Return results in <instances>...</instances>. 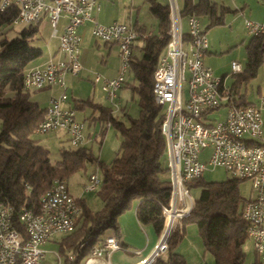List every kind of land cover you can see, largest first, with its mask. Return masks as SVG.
Instances as JSON below:
<instances>
[{
  "label": "built area",
  "instance_id": "built-area-1",
  "mask_svg": "<svg viewBox=\"0 0 264 264\" xmlns=\"http://www.w3.org/2000/svg\"><path fill=\"white\" fill-rule=\"evenodd\" d=\"M10 5L18 8L12 19L14 25L37 24L46 17L52 36L57 33L59 18L62 15L67 18L58 36L63 57H50L44 65L27 67L23 83L30 89L52 84L62 88L58 96L49 98L36 132L63 130L71 146H80L84 141L83 124L76 119L73 107L61 105L67 98L65 75L77 76L81 69L78 27L91 21L94 37L119 45L121 65L117 75L107 78L96 72L93 76V82H100L116 109L120 107L117 90L129 69L130 48L137 31L128 22L96 21L92 10L99 9V0H0V10ZM168 8L169 39L153 71L152 91L155 102L164 107L161 131L167 147L170 197L167 204L160 206L163 224L154 249L134 264H153L168 251L172 232L181 227L182 219L194 205L188 182L200 177L207 163L223 166L231 177L250 182L252 195L244 198L241 215L247 222L245 231L254 251L264 261V144L250 142L262 134L264 97L255 104L238 106L224 78L215 75L203 61L208 44L197 16L186 17L187 31H184L176 0H169ZM244 26L249 33L264 36V18L261 21L244 18ZM230 67L232 74L243 72L236 59L230 62ZM184 82L187 91L182 88ZM221 107H225V116L213 118L212 112ZM207 148L209 155L205 161L201 160L200 154ZM99 182L97 173L92 172L83 190L93 191ZM65 183V179L55 178L39 198L37 211L22 206L14 215L12 206L0 200V264H42L45 253L42 245L57 233H71L81 206ZM17 223H21L22 229ZM79 248L66 256L65 264L72 263ZM118 248L120 238L111 233L105 235L98 247L89 250L108 258ZM56 258L59 264L58 254Z\"/></svg>",
  "mask_w": 264,
  "mask_h": 264
},
{
  "label": "trees",
  "instance_id": "trees-1",
  "mask_svg": "<svg viewBox=\"0 0 264 264\" xmlns=\"http://www.w3.org/2000/svg\"><path fill=\"white\" fill-rule=\"evenodd\" d=\"M146 1L156 19L157 30L149 33L143 24L133 25L137 36L130 48L128 69L133 79L123 82L138 96V115L129 117L125 124L112 114L110 107L90 98L74 102V109L90 106L99 112L97 117L103 124L101 136L107 124L121 135L120 146L109 165L98 160L89 148L70 144L52 162L49 150L33 137L45 107L30 98V88L24 87L23 77L30 62L42 54V48L31 45L28 40L38 31V23L23 25L15 37L7 38L5 28L14 25L12 19L18 8L10 5L0 10V200L12 206L14 215L22 206L37 211L39 198L55 178L66 180L87 163L102 172L95 194L103 207L91 210L85 198L75 197L81 212L71 233L61 237V252H73L82 244L72 264L89 253V249L98 247L108 233L119 237L118 217L134 203L138 221L152 223L158 231L162 228L160 206L168 203L170 180L161 177V172L168 170L166 141L161 131L164 107L155 102L152 86L154 68L169 39L170 9L158 0ZM200 9V4L194 6L186 0L180 15L197 16ZM246 54L245 69L230 86L238 106L251 104L244 100L240 89L256 76L264 62V36L252 35ZM250 142L264 144L258 140ZM240 181L230 176L223 181L205 182L200 176L188 182L190 188L201 186L200 195L194 200L190 214L182 219L181 227L169 239L165 260L158 258L153 264H186L183 256L173 249L187 223L198 226L204 249L213 255L214 264H243V245L248 236L247 222L241 215L244 197L239 191ZM16 226L22 229L21 223Z\"/></svg>",
  "mask_w": 264,
  "mask_h": 264
},
{
  "label": "crops",
  "instance_id": "crops-1",
  "mask_svg": "<svg viewBox=\"0 0 264 264\" xmlns=\"http://www.w3.org/2000/svg\"><path fill=\"white\" fill-rule=\"evenodd\" d=\"M143 1L147 2L146 0ZM185 1L186 0H176L179 11L183 9ZM190 2L194 4V6L196 4H200L201 7L199 14H197V18L200 22L202 31L206 35L208 44L207 51L203 56V61L207 66L210 67V69L213 70L215 75H219L224 78V83L226 85L231 86L235 77L241 73L232 74L230 62L236 59L240 62L243 70L245 69V63L247 60L246 47L249 45L253 34H248L247 32L249 37L246 38L242 36V33L229 31L230 33L225 34V36H223L222 33V36L220 37L214 33L215 30H213V27L216 25H222L223 27L232 29V25H236V22L243 17L255 21H261L262 18H264V4H261L262 0H190ZM133 3V0H130L129 3H127V0H99L100 7L99 9L92 10V15L96 21L103 24H109L113 21H122L128 22L132 26L134 24L142 25L143 22L140 23L137 17H135L133 20L131 19L130 8H128V11L126 12L127 4H131V7ZM126 16L127 19L125 20ZM181 18L186 20V17L184 16H181ZM201 18L206 19L204 20V27L201 26ZM66 21L67 18L65 15H62L59 18L56 35L52 36L50 34L55 38L50 39L45 43L44 46H42V54L38 58L31 61L28 67L44 65L50 57L55 59L63 57L62 52L59 50L60 38H58V36L61 33ZM42 23L48 24L49 26L46 17H43L36 26L38 27ZM91 23V21H86L78 27V33L80 36L78 58L81 64V69L77 76H72L70 74L65 75V91L67 93V98L66 101L64 100L61 103V105L63 107L70 105L74 108V102L76 99L90 98L95 103L110 107L112 114L116 116L118 120L120 119L125 124H127L126 122H128L129 117H133L130 114V111H128V102L133 99L134 95L131 91V88L128 87L126 83H123L117 90L116 100L118 101L120 107L119 109H116L112 105L111 101L106 97L105 92L101 88L100 82L95 83L92 80L91 76L94 72H99L107 78L117 75L119 63H109V59L110 56L115 58L119 51L116 42H106L94 37L91 34ZM143 25L146 27L145 24ZM207 29L208 32L206 33ZM183 30L187 31V29L184 28ZM148 32L152 33L149 30ZM90 37L94 38L96 48L90 43ZM93 53H95L94 56L96 58L100 57L101 59L104 57V55H107V59L103 60V65L99 64L97 59L94 62L91 60V55ZM98 54L99 56H97ZM242 59L243 62L241 61ZM258 70L259 71L257 72L256 76L249 80L246 85H242L240 89V92L244 93V100L251 102V104L257 103L260 97H264V62H262ZM127 73L129 74V70L126 72L125 81L129 82L127 79ZM34 90L38 92L43 91L45 94L44 98H46L47 102L50 97L58 96L59 93L62 92V88L57 84L46 85L42 88H36ZM249 90L254 94L252 99L247 98V93ZM47 102L45 106L47 105ZM221 109L223 112L225 111V107H221ZM98 114L99 112L90 106H84L82 108L75 109V116L77 117L76 119L81 121L83 124L81 131L84 135V141L80 146H84L90 150H93L91 147V142L92 140L94 141L97 136H99L101 138V147H99L96 157H98V160L101 161L104 155L102 147L103 142H106L107 139L111 138L114 133L112 132L113 126L107 125L105 126L106 129L103 133V136H101L100 133L103 124L99 122L97 117ZM262 117H264V113H262ZM55 132L56 134L59 133V139L63 136L68 141V136L63 130H57ZM60 134L62 136H60ZM258 141L264 143V125H262V134ZM209 151V149H204L200 154V159L205 161L209 155ZM88 177L89 176L86 177L84 182L79 183L81 184V192L79 196H83V194L86 192L83 190L82 186L88 180ZM117 222L119 224L118 235L121 241V248L111 251V254L108 258L104 255H94L90 252L86 253L77 260L76 264H134L139 259L149 255L152 252L159 239L160 230L158 231L152 223H141L138 221V218L136 217L135 203L132 205V207L119 215ZM188 224L191 223H187L184 227V230L179 232L182 233V235L176 242L173 251L181 254L186 264H209L210 260L206 258V252L209 251H205L204 249L203 239L199 232L200 230L198 226L195 224L197 228L194 230L193 228H190ZM61 239L62 238L58 240L59 247ZM54 240L55 239L51 237L43 244L44 247L48 241ZM136 251H140V253H137ZM67 252L71 253L70 251ZM166 257L167 252L160 258L165 260ZM76 258L72 262H74ZM65 263L66 257H64V262H62L60 259L59 264Z\"/></svg>",
  "mask_w": 264,
  "mask_h": 264
},
{
  "label": "rangeland",
  "instance_id": "rangeland-1",
  "mask_svg": "<svg viewBox=\"0 0 264 264\" xmlns=\"http://www.w3.org/2000/svg\"><path fill=\"white\" fill-rule=\"evenodd\" d=\"M129 1L130 0H127V3H129ZM159 1L163 4L169 5V0H159ZM133 2L134 3L131 7H130L131 4H127V8H126L127 9L126 12L128 11V8H130L131 19L133 20L135 17H137L139 22L140 23L143 22V24L146 25V27L149 31H151L152 33H156V30H157L156 19L154 16H152L150 14V12L148 10L147 2H144L143 0H133ZM126 19H127V16H126L125 20ZM182 20H183V22H182L183 28L187 29L186 20L185 19H182ZM204 20H206V19L201 18V26H203V27L205 26ZM243 23H244V17L239 19L236 22V25L235 24L232 25V29H229L228 27H223L222 25H216L213 27V30H215L214 33L216 35H219L220 37L222 36V33H223V36H225V34L230 33L229 31H232V32H236V33H242L243 37L248 38L249 32L246 30V28H244L245 26L243 27ZM21 27H22V25H20V24H16V25H12L10 27L9 26L6 27L5 33H6L7 38L15 37L18 34L19 28H21ZM50 30L51 29H50V26H48V24H45V23L40 24L38 26V31L31 38L28 39L30 44L34 45V46H40L42 48V46H44L47 41L55 38V37H52L50 35L51 34ZM207 32H208V29H207L206 33ZM247 32H248V34H247ZM89 40H91L90 43L96 48L94 38L90 37ZM117 45H118V43H117ZM118 51H119V45H118ZM94 55H95V53H93L91 55L92 56L91 60L94 62L97 59L99 64H102V65L104 64L103 60L107 59V55H104V57L102 59L100 57L96 58ZM97 56H99V54ZM115 58L113 56H110L109 63L117 62V63H119L118 64V68H119L121 65L120 54L118 53V55H116ZM241 61L243 62V59ZM94 73H96V72H94ZM94 73L91 76L92 80H93ZM127 79L129 81H131L133 79V75L131 72H129V74L127 73ZM186 86L187 85L184 82L182 84V88L184 91H187ZM29 93H30L31 99L37 100L38 103L40 104V106H42V107L45 106L47 100H46V98H44L45 94L43 91L38 92V91L31 88ZM253 97H254V94L252 93V91L249 90L247 93V98L252 99ZM138 109H139L138 108V96L136 93H134L133 99L128 102V111H130V114L133 117H136L138 115ZM211 115L215 119L223 118L225 116V111L223 112V110L221 108H218L215 111H213ZM126 123H128V122H126ZM0 129H1V121H0ZM112 132L114 133L113 136L111 138L107 139L106 142H103V145H102L104 155H103V159L101 161L106 165H109L111 163V161L113 160V158L115 157V155L118 151V148L120 146V142H121V135L118 133V131L114 127H112ZM58 136H59V133L56 134L55 131L54 132L50 131L47 133L36 132L33 134V137L35 139H37L38 143L49 150L50 159L52 162H55L59 159V157H60L59 152L61 149H65V148L69 147V142L65 139V137H63L60 134V136H62V137L59 139ZM100 141H101V138L99 136H97L95 138V140L94 141L92 140V142H91L92 143L91 147L93 149L91 151L96 156H97V152L99 151V147H101ZM205 166L206 167L203 170L202 175H201L202 180L205 182L223 181V180H226L227 177H230L229 173L226 171V169L223 166L210 165L208 163ZM92 172H96L97 175L99 176V178L102 177L101 176L102 172L100 169H96V166L94 164L87 163L85 165L84 169L79 170V171L75 172L74 174H72L71 176H69V178L66 179L65 184H68L69 191L75 197L85 198L86 203L89 205L91 210H98V209L103 207V202L100 199V197L97 196V194H95V190L85 192L83 194V196H79V194L81 192V184H79V183L84 182L86 177L89 176V174ZM161 177L166 178V179L169 178V170H167L165 172H161ZM82 188H83V186H82ZM200 191H201V186L193 185L190 188L189 193L192 195V197L194 199H197L200 195ZM239 191H240V194L242 195V197L250 198L252 195L250 182L248 180H242L241 179V181L239 183ZM188 225L190 228H193L194 230H196V228H197L196 225L193 223L188 224ZM64 235H65L64 233H57L55 235V237H53L55 239L54 241H48L46 243L45 247H44V245H42V249L44 250L43 252H45L43 258L41 259L42 264H57L56 254H58L61 261L64 262V257L68 256L69 253L67 251H64V252L59 251L60 247H59V243H58V240H60V238ZM251 243H252V241L249 238H247L246 241L244 242V245H243V250H244L243 264H255L258 262H262V264H264V261H262L260 257H257V254L255 253L253 245ZM212 257H213V255L211 253L206 252V258H208L210 260L209 264H214V258H212Z\"/></svg>",
  "mask_w": 264,
  "mask_h": 264
}]
</instances>
